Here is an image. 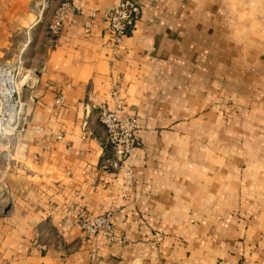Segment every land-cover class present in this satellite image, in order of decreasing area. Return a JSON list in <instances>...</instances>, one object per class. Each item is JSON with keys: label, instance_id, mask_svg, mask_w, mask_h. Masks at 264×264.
Returning <instances> with one entry per match:
<instances>
[{"label": "crops", "instance_id": "obj_1", "mask_svg": "<svg viewBox=\"0 0 264 264\" xmlns=\"http://www.w3.org/2000/svg\"><path fill=\"white\" fill-rule=\"evenodd\" d=\"M117 1L70 0L50 37L58 0H0V64L36 74L2 136L0 264H264V0H135L114 46ZM113 87L137 122L117 169ZM79 210L121 242L86 238Z\"/></svg>", "mask_w": 264, "mask_h": 264}, {"label": "built area", "instance_id": "obj_2", "mask_svg": "<svg viewBox=\"0 0 264 264\" xmlns=\"http://www.w3.org/2000/svg\"><path fill=\"white\" fill-rule=\"evenodd\" d=\"M40 1L44 5L46 4L45 0ZM139 9L140 5L135 0H118L114 7L102 14L103 22L110 35L111 43L114 46L118 45L122 37L127 33L133 20L138 15ZM70 10V0H58L57 5L52 10L51 19L47 27L50 37H56L58 35L63 20ZM19 70L18 63L12 64L5 62L0 64V122L11 130L17 129L23 121L25 115L22 109L25 107V103L19 98L22 85L18 90L12 91L9 97L6 96L5 92L9 86L8 80L6 81L5 77L9 73L13 80L16 81L18 80L16 78H20L25 72L28 71L27 74L32 73L30 70H25L22 74H19ZM27 79L25 78L24 81ZM29 80L31 79L29 78ZM61 98V96H58L55 99V103H61ZM110 99L112 102L110 109L102 106L97 107L98 121L104 129L105 144L111 150L108 164L112 169H117L131 150L133 145V132L137 126V122L133 115H118L122 109V101L115 87L110 91ZM9 111L14 114L15 111L18 112L15 114L16 117L14 119L12 116H9ZM75 220L77 226L86 238L100 234L106 242H121V239L113 233L109 212L91 214L79 210L76 212Z\"/></svg>", "mask_w": 264, "mask_h": 264}, {"label": "rangeland", "instance_id": "obj_3", "mask_svg": "<svg viewBox=\"0 0 264 264\" xmlns=\"http://www.w3.org/2000/svg\"><path fill=\"white\" fill-rule=\"evenodd\" d=\"M46 1V0H45ZM54 2L55 1H46V5H50L51 4V6L52 5H54ZM46 9V8H45ZM12 64H16V63H12ZM18 66H19V64H18ZM20 67V66H19ZM25 70L23 69V68H21L20 67V70H19V74H22L23 72H24ZM28 72V71H27ZM27 72H25V74L22 76H20V78H16V79H18V80H16L15 81V83L16 84H23V82H25V83H27V84H31V82L36 78V74L34 73V72H32V73H30V74H27ZM18 74V75H19ZM11 77L10 76V74L8 73L7 75H6V77H5V79H6V81H7V77ZM30 78L31 80H29V79H27V80H25L24 81V79L25 78ZM13 79V78H12ZM28 90L29 89H23V88H21V90H20V92H19V98H21V100H24V98H26L27 96H28ZM8 91V90H7ZM7 91L5 92V93H7ZM22 107V106H21ZM25 108H26V105H25V107L22 109V111L24 112V110H25ZM18 112H16L15 111V114H17ZM14 113H11V111L9 112V116H12L13 117V119L16 117V115H15ZM9 125V124H8ZM11 127V126H10ZM13 130H10V128H8L7 126L5 127V124H2L1 122H0V150L2 149V148H4V147H2V145H1V142L3 143V141H2V136L4 135V137L5 136H7L6 134H10L11 132H12Z\"/></svg>", "mask_w": 264, "mask_h": 264}, {"label": "bare ground", "instance_id": "obj_4", "mask_svg": "<svg viewBox=\"0 0 264 264\" xmlns=\"http://www.w3.org/2000/svg\"><path fill=\"white\" fill-rule=\"evenodd\" d=\"M8 79V91H7V93H6V96L7 97H9V95H10V93L12 92V91H16V90H18L19 88H20V86L22 85V84H16L15 83V81L12 79V77H7ZM28 79H29V77H28ZM10 112V111H9ZM12 113V112H11Z\"/></svg>", "mask_w": 264, "mask_h": 264}, {"label": "water", "instance_id": "obj_5", "mask_svg": "<svg viewBox=\"0 0 264 264\" xmlns=\"http://www.w3.org/2000/svg\"><path fill=\"white\" fill-rule=\"evenodd\" d=\"M46 1L48 2V1H56V0H46ZM21 87L25 88V89H30L31 88V86L29 84H27V83H23ZM5 209H6V207H1L2 211L5 210Z\"/></svg>", "mask_w": 264, "mask_h": 264}]
</instances>
